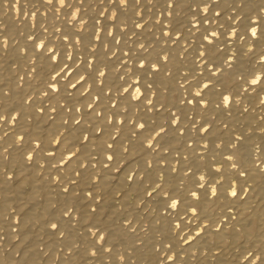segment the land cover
<instances>
[{
  "label": "bare ground",
  "instance_id": "obj_1",
  "mask_svg": "<svg viewBox=\"0 0 264 264\" xmlns=\"http://www.w3.org/2000/svg\"><path fill=\"white\" fill-rule=\"evenodd\" d=\"M72 2L73 8L68 9L55 4V0L54 5H45L43 0H20L19 4L17 0H0V21H2L0 32L4 34L0 40L6 38L8 42L7 48L0 47V113L9 115L10 118L17 112L21 113L16 123L4 122L0 127V136H4V139L0 140V264H117L114 258L121 255L125 260L120 264H157L158 260L164 261L163 253L166 248L163 245L169 242L174 245L172 254L180 253L176 264H248L242 259L244 251L264 243V172L260 171L264 168V155H261L264 150V132L261 131L264 129V120L261 119L264 117V103H262L264 91L253 92L248 84L237 81L236 75L249 70L254 73L260 71L258 56L264 52V39L256 45V41L248 34L246 43L235 38L225 43L223 36L216 42L217 46L223 49L222 54L225 58L237 56L241 50L247 53L240 55L238 66L237 61H232L234 67L227 69L221 77L233 88L241 85L243 88H249L247 93L241 92V96L237 97L240 103L233 105L229 114V110L215 108L213 104H209L205 109L202 104L193 107L182 103L191 99L200 89L193 87L191 95L185 91L188 84L182 80V73L178 69L183 68L186 72L191 67L195 49L201 44H207V41L201 39L200 31L193 29L189 32L184 29L183 25L187 24L190 18V14L188 17L185 16L186 5L182 4L176 9V14L169 17L160 15L165 12L166 0H152V3H149V0H141L139 5L128 8L126 12L122 11L119 5H110L108 0H103V3L101 0H84L83 5H80L78 0ZM232 8L240 10L239 0H220L217 10L224 13L219 18L220 24H225L227 15L237 14L235 11H230ZM261 9H264V0H244L241 12L245 18L244 23H248L249 16L264 17ZM69 11L72 15L66 17ZM77 12L82 17L79 20L76 19ZM138 12L142 13V16L137 15ZM211 15L209 13V16ZM111 17L117 18L113 20ZM138 23L146 24L145 28L141 30L135 27ZM177 27L184 33L181 43L165 46L162 41L168 37L162 36V31H171ZM188 27L191 28V25ZM202 27L209 29V33L205 35L217 31L216 23L203 24ZM227 27L228 25L225 24V28ZM44 28H47L46 33ZM80 29H84L81 34L82 44L76 43L81 37H73V35H69L67 40L58 39L61 35L68 34L69 30L74 33ZM110 31L112 35H109ZM175 35L174 32L173 38ZM29 36H36L37 40H29ZM93 36L101 39L94 40ZM46 41H50L48 47L57 48V53L61 55L66 52L67 55L91 58L89 50L96 48L100 57L96 62L97 65L101 69L107 66L106 84L102 87L107 91L109 85L113 86L112 91L108 93L112 97L111 101L104 93H99L102 99L96 102L100 105L96 111H103L105 106L116 104V108L109 107L105 118H111L112 113L127 107L126 100L123 102L119 100L120 96L127 94L122 89L117 91V86L122 84L117 76L118 73L126 70L121 67L124 61H127V69L137 66V63H134L138 56L137 42L151 41L158 52L161 49L172 50L168 67L173 75L164 77L161 73V76L155 77L157 84L154 86L159 87L163 79L165 84L170 85V91L160 92L158 99L151 97L157 104L159 114L154 116L157 124H164L170 111L181 116L182 120L180 124L169 127L168 135L162 141L164 145L162 154L167 157L166 166L178 170L175 174L167 172L169 179L175 175L176 182L179 183V179L184 177L188 161L196 160L197 153L202 154L207 163H213L208 158L217 154V146L223 149L225 142L229 140L234 142L239 136L245 138L251 152V155L245 153L244 160V167L250 170L246 178L247 182L244 184L243 180L240 181L249 189L247 197L235 202L221 200L214 205L216 217H229L225 221L226 226L216 232V225H210L207 233L190 245H181L174 233L167 232L168 221L164 220L161 224V218L165 213L160 199L158 197L146 199L143 204L140 200L145 195V188H150L151 185L140 184L139 176L144 175L145 170H148L146 162H152L156 171L148 170V172L152 178H155L161 167V164L157 163L160 161V155L151 151L145 152L147 141L143 146L138 144L131 133L139 130L133 129L128 122L121 128L107 129L112 135L119 132L117 141L131 149L130 154L125 157L129 163L123 172L105 170L103 164H98L95 160L91 161L87 169H77L83 171L82 178L72 175L73 170L76 169L75 162L67 165L66 168L62 166L60 171L53 167L60 159V152H57L54 160H49L45 152L54 145H50L48 141L54 133H57L59 138V125L62 120L69 119L71 123V119L65 112H60L59 115L52 114L55 116V121H52L47 111L39 113L37 110L41 106L46 109L51 106L58 107L56 101L41 104L40 93L45 85L41 82L43 73L39 75L37 73L41 65H46L50 70L52 62L46 60V56L34 47V43ZM188 41H191L189 52L181 53V45ZM249 48L253 51L249 52ZM113 53L116 55L113 56ZM161 54H168L167 50ZM130 56L132 59H129ZM33 68L37 71L33 72ZM146 79L151 80L152 77ZM204 81L207 82L206 76ZM181 84L184 85L183 88ZM99 87L101 86L98 85L97 88ZM138 87L143 90L142 86L138 85ZM97 94V89H93L88 99L91 100ZM165 97H167V106L160 108L159 105L164 102ZM204 100L219 102V97L208 92ZM60 102L63 103L62 100ZM87 102L82 101V103ZM88 111L92 110L88 109ZM182 113L184 115H181ZM137 117L143 122L142 112L131 113L132 119ZM119 119L127 121L128 117L119 116L117 120ZM85 121L101 127L106 123V119L97 121L94 115L86 116ZM191 121H195V124ZM209 123L212 125L210 133L197 131L200 125L208 127ZM225 124L228 125L227 128L224 127ZM85 126L82 124L81 129ZM177 128L179 132L176 131ZM26 131L30 133L27 137L28 142L23 145L16 143L18 136ZM181 132L183 135L180 134ZM5 133L8 135L5 136ZM92 135L93 143H96V133ZM41 139L44 151L36 150L34 161L27 162L25 157L35 149L36 142ZM105 140L112 142L108 135H103L98 142L103 143ZM129 140L132 141L131 144L128 143ZM227 154L229 153L224 149L220 155H216V158L219 159L221 155ZM257 156H260V160L255 159ZM184 157L188 160H184ZM99 159L103 161L105 158L101 155ZM85 163L88 161L86 160ZM219 166L215 164V167ZM115 167L116 165H113V169ZM132 168L137 169L135 183L125 179V175ZM200 174L203 173H198ZM54 176H60L62 180L54 181ZM94 176L103 178L94 185L92 183ZM69 179L77 183L68 184ZM188 184L191 187L190 180ZM65 187L69 188L67 193L63 191ZM88 191H93L103 199L91 200L87 196ZM97 203L99 207L93 214L90 208L97 207ZM229 207L233 209L231 213L228 212ZM66 209H72L71 217L62 215ZM233 215L236 217L235 220L231 219ZM125 217L133 223L130 227L121 226V229H113L118 235L122 230V235L119 239L109 238L106 246L115 245L112 255H105L100 259L92 257L90 255L93 250L92 238L89 235V229L95 231L92 225L101 227L112 226L113 223L119 225ZM77 218L79 222H76ZM52 223H57L59 227L53 229ZM193 223L195 224V221ZM162 227L163 231H161ZM131 228L135 229L134 233ZM140 241L144 243L141 244ZM167 264L172 262L167 261Z\"/></svg>",
  "mask_w": 264,
  "mask_h": 264
},
{
  "label": "snow or ice",
  "instance_id": "obj_2",
  "mask_svg": "<svg viewBox=\"0 0 264 264\" xmlns=\"http://www.w3.org/2000/svg\"><path fill=\"white\" fill-rule=\"evenodd\" d=\"M80 5H83L84 0H78ZM110 5H119L122 11H127L128 8H132L134 5H139L141 0H108ZM20 3V0H17ZM45 5H54V0H43ZM103 3V0H101ZM152 3V0H149ZM220 0H166L165 12L160 13L161 16L167 15L172 17L176 14V9L181 7V5L187 6V12L185 16L190 18L187 20V24L183 25L184 29L191 32L193 29L200 31L201 39L207 41V44H201L200 47L195 49V55L191 63V67L185 72L183 68L178 69L182 73V80L187 82L188 87L184 90L189 92L191 95V90L193 87L199 88L200 91H196L191 99L182 101V103H187L193 107L197 105H204L207 109L209 104H213L215 108L229 110L233 105L240 103L237 97L241 96V92L247 93L249 88L241 87L233 88L229 86L225 80L221 79L227 69H232L234 67L232 61H237V66L239 64L240 55H246L242 50L239 55L233 57L225 58L223 56V49L217 46V41L220 40L221 36L224 37V42L227 43L231 38H235L242 42H247V35L250 34L251 38L256 41V45H259L261 39H264V17L259 15L248 17V23H244V16L241 14L243 10L244 0H239L238 11L236 8L230 9V11H235L237 14L227 15L225 19V24L228 25L225 28V24L219 23V18L224 15L222 11L217 10L219 7ZM55 4H59L61 7L72 9V0H55ZM22 7V5H21ZM171 9V11H168ZM264 12V9H261ZM209 13L212 15L209 16ZM47 15V13H43ZM72 12L66 13L67 16H71ZM141 15L142 13H137ZM82 17L79 12H77L76 19L79 20ZM117 17H111L115 20ZM159 22V21H158ZM2 23V21H0ZM87 25V21L84 22ZM180 23V22H177ZM216 23L217 31H211L210 35H205L209 33L208 28H203V24H213ZM191 25V28L188 27ZM146 24L138 23L135 27L143 30ZM171 27V26H170ZM102 31L105 29H101ZM84 29L75 31L69 30L68 34H63L58 39L67 40L69 35L73 37H81L76 41L77 44H82V33ZM44 32H47V28H44ZM176 33L175 38H173V33ZM183 31L179 27L173 28L171 31H162V36L168 37V39L163 40L162 43L166 46L172 44L181 43L183 37ZM3 32H0V37H3ZM112 35V32H109ZM29 40L36 41V36H29ZM92 39L99 40L101 37L93 36ZM50 41L45 43L35 44L34 47L41 50V53L46 56V60L51 63L50 70L46 65H41L38 75H41V82L44 83L45 87L41 91L40 95L42 97L41 104L45 102L51 103L56 101V106H51L45 108L43 106L39 107L37 110L39 113H44L47 111L49 113V119L55 121V113L59 115L60 112H65L70 116L71 123L69 119L62 120L59 125V138H57V133L52 135V138L48 141L50 145L54 147L45 152V156L49 160H54L56 158L57 152H60V159L57 161L53 167L57 171L60 168L67 167V165L75 162L76 169L73 170L72 175L76 177H83V171L77 169H87L92 160H95L98 164H103L105 170L115 171L120 173L124 171L127 167L129 161L125 159L126 155L130 154V147L124 146V143H119L117 141V136L112 135L107 131L109 127L111 128H121L126 122L133 126V129H138L139 131H133L131 135L136 138V142L140 145H145V152L151 151L160 155V161L157 163L161 164L158 174L155 178L149 175L148 170L156 171L152 162L147 163V169L144 175L139 176L140 184H149L150 188H145V195L141 197V203H145L146 199H151L153 197H158L160 202L164 205L165 215L161 218V224L164 220L168 221L167 232L169 234H175V238L179 241L181 245L194 242L198 237L207 233L210 225H216L215 231L219 232L220 228L225 225V221L229 219L228 216L216 217V208L214 205L221 200H231L242 201L247 197L249 189L244 186L247 180L246 178L250 174V170L244 167V160L246 159L245 153L251 155L249 152L247 142L243 136L236 137L235 141H227L224 144V148L221 149L219 145L217 146L218 152L216 155H220L227 150L229 154L221 155L219 159L216 155L209 157L213 163H207L205 157L202 154L197 153L196 160L188 161L187 169L185 170L184 177L179 179V183L176 182V177L173 175L171 179L166 175L167 172H172L175 174L178 170L175 167L168 168L166 166L167 157L163 155L164 145L162 143L164 137L168 135V129L172 125H178L182 122L181 116L176 115L175 112L169 113L168 118L165 120L164 124H157L155 115H158L157 104L151 97L159 98L160 92L170 91V85L165 84L164 80L160 81L159 87H154L157 84L155 77L161 76L171 77L173 75L172 70L168 67V61L171 59V49H161L160 52L156 51V46L152 44L151 41L148 42H137V53L138 56L134 63H137L136 67L127 69V61H124L121 65L122 68L126 69L123 72L118 73L117 79L122 81V84L117 86V91L120 89L126 93V96H120V101H127V107H124L122 111H117L112 113L111 118H105V113L108 112L109 107L116 108V104H110L105 106L103 111H96L99 104L97 101H101L102 97L99 93H104L108 99L111 101L112 97L108 95L112 91V85H109L107 91L102 87L106 84L107 77V66L101 69L97 65L100 57L97 54L96 48H91L89 57H77L74 55H67L65 52L63 55L57 53V48L48 47ZM191 41L184 42L181 45V53H188ZM0 47L7 48V39L0 40ZM167 50L168 54H161ZM249 52L253 49L249 48ZM47 53H52L51 55H46ZM113 56L116 54L113 53ZM180 55V53H178ZM129 59H132L130 56ZM183 62V56H181ZM77 60L79 62L77 63ZM69 61L71 63H69ZM258 63L260 64V71L254 73L252 70L244 72L243 74H237L236 80L242 81L249 85L253 92L264 91V52L258 56ZM185 67L187 64L185 63ZM37 70L33 68V72ZM206 76L207 82L204 81ZM135 77V79H133ZM152 77L151 80L146 78ZM101 86L97 88V86ZM126 85V87H125ZM138 85L142 86L138 87ZM183 88L184 85L181 84ZM93 89H97V95L89 100V96ZM211 92L213 95L219 97V102L209 100L205 102V95ZM228 93L227 95L225 93ZM135 93V94H134ZM7 95V93H5ZM57 97L60 99L58 100ZM63 101L61 103L60 101ZM82 101H88L87 103H82ZM167 97L164 98L159 107L166 108ZM264 103V101H262ZM88 109L92 111L89 112ZM247 111V109H244ZM144 114L143 122L140 118H131V113ZM153 113V115H149ZM21 113L17 112L15 116L5 115L0 113V127L3 126L4 122L16 123L17 118ZM88 115H94L97 121L106 119V123L103 127L94 126L92 123H87L85 117ZM181 115H184L183 113ZM119 116H126L128 120L119 119ZM264 120V117H261ZM115 121V122H114ZM195 124V121H191ZM82 124L86 126L81 129ZM211 123L208 127H204L203 124L197 129L198 132L210 133ZM225 128L228 127L227 124L224 125ZM157 128L159 129L157 131ZM176 131H180L178 128ZM264 132V129H261ZM79 133V134H77ZM96 133L95 140L93 143V135ZM153 133L155 136L153 137ZM183 135V132L180 133ZM5 136L8 133L4 134ZM30 135L26 131L23 135H19L16 143L23 145L27 141V137ZM103 135H108L111 139V143L105 140L103 143H99ZM4 136H0V140H3ZM43 140H39L35 144V149H32L30 154H28L25 159L27 162L31 163L35 159L36 150L44 151L42 148ZM129 144L132 143L131 140L128 141ZM205 148L207 146L205 145ZM63 149V150H61ZM7 151V149H5ZM195 152V149L193 150ZM67 154V155H66ZM104 156V160H100V156ZM261 155H264V150H262ZM66 156V158H65ZM188 160L187 157L183 158ZM256 160H260V156L255 157ZM88 163H85V161ZM123 161V163H121ZM215 164H219V167H215ZM113 165L116 167L113 169ZM258 166V165H257ZM139 166L137 165V168ZM264 172V168L260 169ZM191 173V175H189ZM198 173H203L198 175ZM137 169L132 168L125 175L127 181L136 182ZM10 178V177H9ZM102 176L92 177V183L98 184L102 179ZM54 181H61L62 177L54 176ZM191 181V187H189L188 181ZM243 180L244 184L240 181ZM77 181L68 180V184L75 185ZM65 193L69 191L68 187L63 189ZM87 196L93 200L98 201L103 199L102 196L94 194L93 191H88ZM99 205L97 207H91V213L95 214L97 212ZM233 209L228 208V212L231 213ZM65 217H71L72 209H66L63 213ZM231 219L235 220L236 217L233 215ZM195 221V224L193 223ZM205 221L208 223L206 224ZM71 222V221H70ZM79 219L77 218V221ZM133 223L132 220L126 217L120 221L117 225L113 223L112 226L101 227L99 225H92L95 231L89 229V235L92 238V251L90 255L94 258L100 259L101 257L108 255L111 256L115 245L107 247L109 238L119 239L122 235V230L120 235L117 234L113 229H121V226L130 227ZM51 227L57 229L59 225L57 223H52ZM133 233L134 228L130 229ZM163 231V227L161 228ZM194 233V234H193ZM61 235H64L61 233ZM143 244V241H140ZM166 248L164 254V261L158 260L157 264H167V261H171L172 264H176L179 260L180 253H173L174 245L172 242L163 245ZM158 252L160 249L157 250ZM115 261L117 264L125 260L124 256H116ZM243 261L248 262V264H264V243L258 247L248 248L242 254Z\"/></svg>",
  "mask_w": 264,
  "mask_h": 264
}]
</instances>
